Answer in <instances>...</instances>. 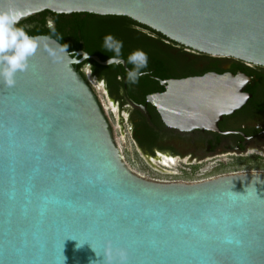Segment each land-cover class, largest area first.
Here are the masks:
<instances>
[{"label": "water", "instance_id": "water-1", "mask_svg": "<svg viewBox=\"0 0 264 264\" xmlns=\"http://www.w3.org/2000/svg\"><path fill=\"white\" fill-rule=\"evenodd\" d=\"M9 8L19 22L41 11L124 16L190 50L264 66V0H0ZM29 36L39 46L28 70L12 88L0 83V264H104L106 254L119 264L120 251L125 264H264V172L140 176L76 70L109 58L83 51L77 30V49L65 53L45 34ZM160 83L146 102L179 130L244 100L242 78L230 73Z\"/></svg>", "mask_w": 264, "mask_h": 264}, {"label": "flooded vegetation", "instance_id": "flooded-vegetation-1", "mask_svg": "<svg viewBox=\"0 0 264 264\" xmlns=\"http://www.w3.org/2000/svg\"><path fill=\"white\" fill-rule=\"evenodd\" d=\"M32 16L36 20L40 15L35 13ZM42 17L46 27L47 19L53 22L50 12L43 13ZM34 23L31 22L29 26L32 27ZM128 29L133 39V43L130 42L133 49L132 46L128 48L129 53L142 45L147 50L155 49L164 57L167 54L175 56V59L169 56L164 59L169 65L164 75H156L153 68L144 69L148 74L141 75L138 82L133 84L127 80L126 70L115 65V69L107 71V76L112 78L114 71H118L120 84L109 88L106 76L92 72L89 63H80L78 71L85 79L82 71L85 65L96 81L102 82L110 100L116 103L120 126L128 131L131 142L143 160L152 169L160 171L157 177L161 173L160 176H176L186 182H196L225 174L264 172V169L257 168L222 171L239 162L264 164V66L229 56L199 53L157 37L142 26L129 25ZM110 57L114 55L107 58ZM125 67L130 69L126 64ZM209 72L217 75L230 73L240 76L243 82L241 93L244 100L241 105L229 113L221 114L214 123L189 130L166 126L155 108L146 102V96L163 90L162 80L197 77ZM174 165L175 169H172Z\"/></svg>", "mask_w": 264, "mask_h": 264}, {"label": "trees", "instance_id": "trees-1", "mask_svg": "<svg viewBox=\"0 0 264 264\" xmlns=\"http://www.w3.org/2000/svg\"><path fill=\"white\" fill-rule=\"evenodd\" d=\"M48 12L49 11H43L41 12L42 14L37 13V15L40 16H38L36 20L33 19L36 15L30 16L27 19L19 22L16 26L23 28L28 35L35 33L45 34L56 40L60 45H67V51H74L77 49V30L83 50L87 53L95 54L99 60H104L112 55L115 56L113 51H108L104 46L107 38L113 37L115 41L123 43V47L121 49V58L125 61L127 67L130 69L133 68V65L127 63V57L130 54L128 48H131L132 46L130 42L133 43V39L130 35L131 33L129 32L128 27L129 25H138L144 27L143 25H140L124 16L97 15L83 12L69 14H55L50 12L53 17V27L48 28L45 26L44 19L42 17L43 13ZM29 21H35L32 27L29 26L31 23ZM154 33L157 37L159 36L161 38H165L157 32ZM138 49L144 51L147 54V69L153 68V72L156 75H164L165 69L169 68V65L164 62V59H167V56H169L170 59H175V56L167 54V56L164 57L155 49L154 51L152 49L147 50L142 45L138 47ZM83 63H89L91 65V71L97 75L106 76V83L109 88L115 87L117 83L120 84L118 71H114L112 78L107 76L109 71L115 69L116 66L114 64L102 66L90 59H86ZM78 69L79 64L76 66L77 71Z\"/></svg>", "mask_w": 264, "mask_h": 264}, {"label": "clouds", "instance_id": "clouds-1", "mask_svg": "<svg viewBox=\"0 0 264 264\" xmlns=\"http://www.w3.org/2000/svg\"><path fill=\"white\" fill-rule=\"evenodd\" d=\"M22 15L19 10L13 8L0 10V83L7 88L15 86V77L18 72L28 70L29 59L36 54L39 46L37 37L29 36L23 28L16 26ZM46 39H51V37H46ZM104 46L108 51L115 53L114 57L108 59L107 64H125V61L120 58L122 42L108 37ZM66 49L67 45L58 48L60 53H65ZM48 51L55 60L57 51L53 49H48ZM127 63L133 65L132 69H126L127 80L130 83L135 84L141 75L148 74L142 71L148 67V56L144 51L138 49L131 52L127 57ZM126 259V253L120 251L119 264H125ZM104 264H113L110 255H105Z\"/></svg>", "mask_w": 264, "mask_h": 264}, {"label": "rangeland", "instance_id": "rangeland-1", "mask_svg": "<svg viewBox=\"0 0 264 264\" xmlns=\"http://www.w3.org/2000/svg\"><path fill=\"white\" fill-rule=\"evenodd\" d=\"M82 71L86 81L89 83V86L96 95V98L111 128L112 136L120 148V152L125 163L129 166L131 170H133L135 173L139 174L140 176H143L147 179H150V177L152 178L157 177L158 176L157 173H159L160 171L158 172L152 169V167L143 160V158L137 152L133 143L131 142L128 136V131L125 129V127L122 128L120 126V121L116 114V110H117L116 103H113L110 100L108 93L103 88L102 82L95 80V78L90 74L89 70L87 69V66L84 65L82 67ZM254 168L264 169V164L257 162L256 163L239 162L231 167H225L222 171L224 170L228 171L233 169H254ZM172 169H175V165L172 167Z\"/></svg>", "mask_w": 264, "mask_h": 264}, {"label": "built area", "instance_id": "built-area-1", "mask_svg": "<svg viewBox=\"0 0 264 264\" xmlns=\"http://www.w3.org/2000/svg\"><path fill=\"white\" fill-rule=\"evenodd\" d=\"M151 180L160 181V182H172V181H182L186 182L185 180L178 179L176 176H160L150 178Z\"/></svg>", "mask_w": 264, "mask_h": 264}, {"label": "bare ground", "instance_id": "bare-ground-1", "mask_svg": "<svg viewBox=\"0 0 264 264\" xmlns=\"http://www.w3.org/2000/svg\"><path fill=\"white\" fill-rule=\"evenodd\" d=\"M115 143H116V141H115ZM116 145H117V143H116ZM117 147H118V145H117ZM119 148V147H118ZM120 150V149H119Z\"/></svg>", "mask_w": 264, "mask_h": 264}]
</instances>
